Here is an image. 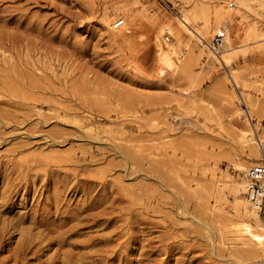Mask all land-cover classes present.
<instances>
[{
	"label": "rangeland",
	"instance_id": "obj_1",
	"mask_svg": "<svg viewBox=\"0 0 264 264\" xmlns=\"http://www.w3.org/2000/svg\"><path fill=\"white\" fill-rule=\"evenodd\" d=\"M165 1L0 0V264H232L251 240L218 179L264 162L239 139L247 115L264 136V0ZM217 10L226 65L191 33Z\"/></svg>",
	"mask_w": 264,
	"mask_h": 264
},
{
	"label": "bare ground",
	"instance_id": "obj_2",
	"mask_svg": "<svg viewBox=\"0 0 264 264\" xmlns=\"http://www.w3.org/2000/svg\"><path fill=\"white\" fill-rule=\"evenodd\" d=\"M222 15H225V14L222 13ZM214 16L215 17H213L214 18L213 24L208 23V20L207 21L202 20L201 23L199 24V28L194 29V31H191V33H194V35H196L195 37H197L196 39L201 41V43L203 44V47H205V49H207L208 51H210V53H212V55L214 57V58H212L213 60L218 61L219 63H221L223 65H226L231 60V50H233L234 46H235V45L233 46L232 44H233V40L235 39V36L237 34V30L225 29L223 27L222 23L224 21L221 23V18H220L221 15H220V12L218 10L215 12ZM117 20L122 21V23L120 24L121 26L124 23V19L118 18V19L113 21L112 27H115L114 22ZM126 20H127V24H129L128 23L129 19L127 17H126ZM193 20L196 21L194 18H189V17H179L178 18L179 25L176 28V32L174 35V36H176L177 43H171V44L167 45L169 52L172 54H175V56L177 55L180 57V54H182L183 49L181 48L179 42L182 41V36H183V33L185 32V30L189 31L188 24L193 22ZM120 25H119V27H120ZM123 27L129 28V26H127V25H124ZM223 29L225 31L224 32L225 35H224L223 40H222L223 43H222L221 48L218 50L219 52L215 53L211 49L210 41L207 40V37H208L209 33L214 32L213 33V35H214L215 33L222 31ZM198 44H200V43H198ZM156 49H158V48H156ZM230 74H233V72H231ZM230 76H233V75H230ZM231 79L233 80L232 77H231ZM234 79H236V81L235 80H233V81H235L237 83L238 80H237L236 75L234 76ZM236 111L240 117L245 116V114L247 115V113L243 109L239 110L236 108ZM246 120L249 122V124H247L246 129L241 131V133L239 134V139L241 140L242 143H245V145L249 146L253 152L259 153L260 159L264 160V136H259V135H256L254 133L253 129L251 128V122H250V118L248 115L246 116ZM252 155L253 154H251V156ZM255 163H264V162L259 161L258 154L254 157V160H248L247 162L246 161H243V162L238 161V162L234 163V167L238 171L243 172V174H244L243 176H240L239 178H237V177L233 178L230 182H227L226 180L222 181V180L218 179V182L220 183L219 184L220 187L221 188H227V190L234 196L235 206H236L238 212L241 214V221L239 222V225L236 227L235 231H232L230 233V235L231 236L233 234H234V236L235 235H242V234L244 235V233L246 231L251 230L252 226H254L256 228L251 233V240L250 241L244 242V241H242V239L237 240V237H236V240L234 239V241H232L235 244L233 246V250L231 251V256H230L232 264H246L249 262L264 259V219L261 218V216L258 214L259 212H258L257 208L251 203V201L245 195V189H246V185L248 183L246 172H247L248 168ZM228 179H230V178H228ZM236 208H234L235 211H236ZM36 224L38 226L43 225L41 222L38 223V221L36 222ZM34 237L36 238L35 234L33 235L28 230L25 233V235H23V239L21 240L20 245H19V250L21 252H24L25 250H27L29 248L30 244L32 243V241L34 240ZM1 242L2 241H0V244H1ZM66 259H69V258H65L64 261ZM17 262H19V260L18 261L14 260L13 264H17ZM79 263H80L79 260H74V261L71 260L70 264H79Z\"/></svg>",
	"mask_w": 264,
	"mask_h": 264
},
{
	"label": "built area",
	"instance_id": "obj_3",
	"mask_svg": "<svg viewBox=\"0 0 264 264\" xmlns=\"http://www.w3.org/2000/svg\"><path fill=\"white\" fill-rule=\"evenodd\" d=\"M157 1L161 2L167 8H170L169 3H167L165 0ZM121 23V20H117L114 22V26L118 27ZM164 32L166 34V38H168V36L170 35L168 29H166ZM224 32L225 31L223 29L222 31L215 33L210 40L211 49L215 53H218V50L222 46V40L225 35ZM246 176L248 179V183L246 185L245 195L257 208L258 212L261 215H264V163H255L251 165L246 172ZM246 264H264V259L249 262Z\"/></svg>",
	"mask_w": 264,
	"mask_h": 264
}]
</instances>
